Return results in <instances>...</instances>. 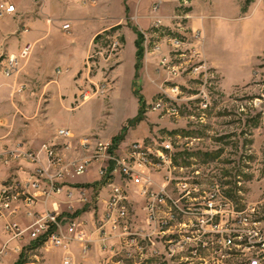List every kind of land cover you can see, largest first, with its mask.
Wrapping results in <instances>:
<instances>
[{
	"label": "rangeland",
	"instance_id": "374dc122",
	"mask_svg": "<svg viewBox=\"0 0 264 264\" xmlns=\"http://www.w3.org/2000/svg\"><path fill=\"white\" fill-rule=\"evenodd\" d=\"M125 4L127 24L134 28L138 38L140 35L141 55L138 57L137 46L134 65L128 57L127 46L118 71L119 78H114L113 70L120 63L117 53L122 43L121 47L114 49L109 39H98V45L92 49L89 61L77 77L81 78L86 71L89 73L85 81L78 82L76 106L79 107L72 112V129L94 135L110 145L109 151L115 146L114 138L119 135L123 136L120 144L124 146L135 140L153 145L169 141L177 153L176 162L189 167L175 173L185 176L200 168V173L220 178L226 192L240 207L263 200L264 0H128ZM113 6L118 7L115 2ZM158 18L163 22L160 27H155ZM53 35H58L60 43L66 47L71 45L61 28ZM80 38L84 47L86 40ZM111 54L113 56L109 59ZM164 58L168 61L162 65ZM51 67V64L47 66L50 75L53 72ZM133 67L136 74L130 82ZM145 77L148 83H144V89L149 99L145 97L141 82ZM203 80L207 81L205 87L210 95L206 108L191 98ZM173 84L181 88L179 100H166L167 106L173 103L177 106V113L167 106L155 109L154 103L163 97L160 92L171 89ZM102 85H105V92H97V86ZM84 88L90 92L88 97L81 94ZM139 96L144 98L143 107ZM33 99H36L35 95ZM140 109L142 118L136 121ZM69 115L60 111L54 127L66 124ZM59 129L52 140L45 143L60 142ZM4 147L0 142V153ZM91 150L93 148L85 149L76 144L60 151V160L48 173L56 175L69 170L65 189L68 180L77 176L73 168L86 159ZM20 161L39 166L24 156L12 154L8 156V162H0V167ZM42 164L47 167V160ZM168 170L166 167H150L145 172L161 183ZM89 186L94 188L96 185L91 183ZM64 189L42 197L39 202L46 204L54 196L64 194ZM136 189L133 187L131 191L134 209L143 218V203L135 193ZM69 193L65 192V195L72 197ZM45 210L52 209L42 211ZM24 218L28 222H24ZM14 222L26 226L34 222L20 201H15L12 207H4L0 215V250H4L0 264H62L63 254L57 247L45 243L30 244L28 237L21 241L14 237L8 227ZM88 227L93 228V222L88 223ZM93 237L97 239L96 235ZM17 245L22 247L21 252L14 250ZM74 248L82 251L79 244ZM79 251L77 259L81 263ZM155 262L150 260L147 264ZM109 264L140 263L139 260L120 263L114 257ZM181 264L187 263L183 261Z\"/></svg>",
	"mask_w": 264,
	"mask_h": 264
},
{
	"label": "built area",
	"instance_id": "2783aa9c",
	"mask_svg": "<svg viewBox=\"0 0 264 264\" xmlns=\"http://www.w3.org/2000/svg\"><path fill=\"white\" fill-rule=\"evenodd\" d=\"M13 11L14 4L0 3V14ZM161 25V19L155 20V27ZM63 28H70V24L66 23ZM176 41L181 43L179 39ZM112 46L115 49L121 47V43L114 40ZM30 51L31 46L27 45L19 56H9L0 65V72L11 77L19 69L20 58L28 57ZM167 61L164 58L162 65ZM203 81L205 84L191 98L206 108L210 95L205 87L207 81ZM97 92L104 93L105 85L97 86ZM89 93L84 88L81 94L88 97ZM160 93L163 97L154 103L155 109L167 106L166 98L177 102L182 91L178 84H173L171 89ZM172 105L167 107L177 113V106ZM57 135L60 142L44 143L41 147L47 167L43 166L38 152L23 146L9 148L5 145L0 153V162H8V156L13 154L39 165L27 179L10 180L0 186V215L4 207H12L15 201H20L29 217L34 218L27 226L18 222L8 225L19 241L28 237L30 244L43 240L59 249L79 244L83 251L100 242L99 264H109L114 257L120 263L139 260L140 264L150 260L156 261L155 264H181L183 261L187 264H264V199L240 207L226 192L220 178L200 173V168L185 176L175 173L189 167L176 162L177 153L169 141L153 145L136 140L127 146L118 144L109 151L110 145L94 135L76 136L64 127ZM76 144L85 149L93 148V151L76 164L74 173L82 175L93 163H99V175L110 188L106 207L93 219V228L75 213L35 209L42 197L64 189L69 170L56 175L48 172L60 160V151ZM150 167L169 169L161 183L145 172ZM133 187L142 199L143 218L135 213ZM14 250L21 252L22 247L17 245ZM3 253L4 250H0V257ZM71 261L69 255L64 258V264H71Z\"/></svg>",
	"mask_w": 264,
	"mask_h": 264
},
{
	"label": "crops",
	"instance_id": "0c3cea01",
	"mask_svg": "<svg viewBox=\"0 0 264 264\" xmlns=\"http://www.w3.org/2000/svg\"><path fill=\"white\" fill-rule=\"evenodd\" d=\"M3 1L14 4L15 11L0 14V65L11 55L19 56L27 45L31 46V51L27 58H20V67L15 75L7 77L0 72V142L11 148L23 146L32 149L46 164L41 145L52 140L57 129L69 128L76 136L86 135L75 132L70 122L72 112L79 107L76 106L78 82L82 83L85 77H89L86 71L77 79L79 71L89 61L98 39L107 38L111 44L114 40L122 43L117 53L120 63L113 70L115 78L124 61L127 46L128 57L135 65L138 34L127 24L125 2L128 0H95L96 4L88 0H0V3ZM114 2L118 7L113 6ZM66 23L70 24V30L63 28ZM60 28L71 40L68 47L60 43L58 35H53ZM80 37L86 40L84 47ZM50 64L53 75L47 72ZM135 74L133 67L130 82ZM147 77L152 79L150 75ZM141 82L145 97L149 99L144 89V83H148L146 77ZM60 111L68 112L70 119L55 128L54 120ZM36 167L25 161L0 167V186L10 180L27 179ZM91 183L96 186H89ZM67 184L64 194L54 196L46 204L39 202L35 209L63 210L61 212L65 214L75 213L80 219L92 223L105 209L110 190L107 181L99 175V163H93L86 173L70 178ZM68 191L72 197L65 195ZM74 245L77 247L78 244ZM74 245L69 249L58 248L63 259L69 255L71 264L99 263L102 251L98 243L87 251H79ZM78 251L81 263L77 259Z\"/></svg>",
	"mask_w": 264,
	"mask_h": 264
},
{
	"label": "trees",
	"instance_id": "16d2710c",
	"mask_svg": "<svg viewBox=\"0 0 264 264\" xmlns=\"http://www.w3.org/2000/svg\"><path fill=\"white\" fill-rule=\"evenodd\" d=\"M136 45L138 46V57H140L141 53H140V35H139V38L137 39L136 41ZM138 67V66H137ZM140 97V103H141V106L143 107L144 105V98L142 96H139ZM141 113H142V109H140L139 111V115L137 116V119L136 121H139L141 120ZM123 140V136L122 135H119L118 137H115L114 138V144L115 146H117L118 144H120V142ZM35 243H43V240H40V241H35Z\"/></svg>",
	"mask_w": 264,
	"mask_h": 264
},
{
	"label": "bare ground",
	"instance_id": "6f19581e",
	"mask_svg": "<svg viewBox=\"0 0 264 264\" xmlns=\"http://www.w3.org/2000/svg\"><path fill=\"white\" fill-rule=\"evenodd\" d=\"M19 67H20V64H19ZM19 70V69H18Z\"/></svg>",
	"mask_w": 264,
	"mask_h": 264
}]
</instances>
